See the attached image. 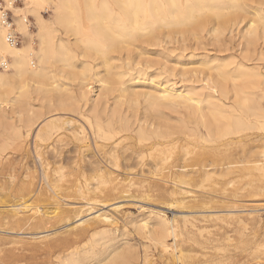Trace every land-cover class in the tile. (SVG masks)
<instances>
[{
	"label": "rangeland",
	"instance_id": "rangeland-1",
	"mask_svg": "<svg viewBox=\"0 0 264 264\" xmlns=\"http://www.w3.org/2000/svg\"><path fill=\"white\" fill-rule=\"evenodd\" d=\"M19 6H24L23 0L19 4ZM45 8L41 10V15L44 19L50 20L53 16V13L50 9H47L48 7L46 9ZM248 11L249 14L246 15L244 19L242 18L243 20L241 22L239 21L240 23L237 21L239 24L237 22H234L232 23L233 27L230 24L231 26L228 27L229 29L227 28V30L224 32V34L221 35V37L216 35L215 33H212L216 35V39L218 38L217 43L216 39H214V36L210 32V34L208 32L201 34L200 39H202L200 41L199 39L194 38L191 33H187L190 36L184 33V36H187L189 38H185L184 36H182L183 34L178 33L175 35L177 37L174 36L172 39H167L165 44L162 43L163 45H160L162 47L159 46V48H150L149 46L144 45L143 47L145 50L143 51H145L146 53L145 55H143V57L139 56L141 58H135L137 56V52L139 55L140 49H134V59H137V62L139 61L143 66H150L152 69L150 68L147 70V75L144 76V79L139 82V84H128V87L130 88V91L133 95L129 97L130 99H127L131 100L129 102L132 104H128V100L126 99V104L124 103L123 108L128 111V114L131 117L134 118L135 116H138V118H142L144 116L143 113L145 111V108L148 105V92H159L161 89L160 86H165L168 81L170 84H167L176 86V90L178 93L184 92L187 90L188 86H191V84L189 83L191 78V81L205 79L209 77L210 74L215 73L212 72L213 70H211L210 72L209 69H213V66L221 64L223 62L231 63V61H235L236 63H242L249 68H252L253 65H259L257 67H260L264 71V60H255V62H250L247 59H244V54H241V52H239L240 50H242V47L244 45V39L241 36H243L244 33L246 34V32L250 30L248 28L250 27L251 19H254V10L248 9ZM14 14L17 17L22 15L30 17L31 25L33 27L32 31L30 32L33 42L32 47L34 48V50H38V29L35 18L30 14L28 15V13L17 14L14 11ZM261 16L264 17V6L262 7ZM256 19L258 20V16H256ZM19 20L20 18L17 19V22ZM261 25L262 23L257 24V26L259 27L257 28L259 29L261 36V40L257 45V49L258 51L260 50L259 52H264V34L262 35L261 33L264 31V26ZM187 39H191L192 41L189 40L188 42H185L187 41ZM28 40L29 39L24 36L23 43H28ZM195 41L198 42L195 43L197 44L198 50L196 49V46L193 45ZM182 48L184 49V51ZM194 49H196L197 51ZM171 51L173 52V54ZM148 55L153 58H150L151 61L148 59ZM146 56H148V58H146ZM156 58H158L159 61ZM155 62H157V64H154ZM77 63V69L75 70V72H77V75L79 73L80 77H82V74L84 73L83 60L79 59ZM147 63H150L151 65H148ZM166 66H169L168 69H166ZM233 66L234 65L230 66V68ZM157 68L160 69L157 70ZM169 68L172 69L170 70ZM159 71L163 72V77L162 75L160 77L157 76V72ZM133 73L131 75H133L134 78L137 77V75L135 73L134 75ZM168 73L173 74L168 75ZM153 77H155V79ZM72 81L73 79H68L67 75L66 80H64L63 82L74 86L78 82L75 80L73 81V83H76L72 84ZM157 81H159V83ZM93 84L94 83L91 84L92 86L90 85L91 98H95L99 91V86ZM260 87H262L264 91V84H261ZM33 89L34 85H31V88L29 90L33 91ZM132 89L134 91H132ZM258 93L261 94L262 92L259 90ZM139 97L143 99H141V102L139 100ZM32 98L31 100H33V103L32 101H30V103L38 106L39 103L37 104L34 95H32ZM138 100L141 103L140 105V103L138 102L141 106L140 108L139 105H137ZM261 103L264 105V99H262ZM131 106H134V108H132ZM135 107H138V111ZM3 108L5 111L4 113L6 114L5 116H2L0 120V264H66V261L72 254L77 255L80 258L81 264H99V262L100 264H111L113 260H122L123 258H125L128 263L131 262L130 264H264L263 174L261 175V172L256 171L255 174L253 173V169V172L251 171L252 173L249 172L250 170L248 171V169L247 172H245L246 170L243 169V165L245 166L247 162L244 164L242 163L243 165H241L240 163L238 164L239 166L233 165L231 169H228V171L233 169V172H228V174L230 173L229 175L226 174L227 169L216 167L215 165H211L210 167H208L207 172L203 169L199 170V167L196 168L197 165H199L201 162H206L210 165L212 161L216 159V157L221 161H227L229 160V158L241 160L242 158H239L242 157L241 155H246V157H248L246 158V161H248V163L251 162L249 165L246 164L247 166L251 165L250 167H253L257 163V165H262L264 163V129L256 127V129H249L251 131H243L237 136L238 140L235 138L236 136H228L224 139H216V142H209L206 138L207 133L205 129L200 126L199 120L194 119L191 121L189 117L190 113L179 107L175 110L170 109L171 112L167 111L168 109L165 110V116L170 115L168 117L174 120L173 121L171 119L172 123L175 122L176 124L178 121L176 125H178L180 129L187 126L189 128H192L191 130L195 131V136L187 141H179V144H176V146L171 148L168 153L167 151H165L161 154L159 153V155L157 154L156 157L155 155H148L150 153L149 149H147L148 147L146 146L149 143L145 142L144 139L141 140L136 134L132 135V138L134 137V139H131L129 136V138L126 140L124 139L121 141L120 139L118 141H121V144H118L119 147L115 152L116 156L113 154V152H109L112 151V147L115 146L113 142L99 141L100 143L98 142V148H95L94 142L91 140H88L83 144L72 143L73 140L70 137H64V144H62L63 146L58 145V147L60 150H64V157L66 159L63 162V166L67 170L65 172H68L67 174L65 172L64 173L66 174V176H70H68V178L64 177L63 181L59 182H63V184L61 183L63 187L61 186V184L59 185V183H57V187L61 186L60 188H51L49 186V182L52 183L56 179H58L56 178L58 174L55 173V169L61 165L56 164V167L54 168V159H52L54 157L53 153L51 152L52 146L50 147L49 143H42V153L45 154L43 157L47 159L48 162H51V170L48 171V174L46 176L41 169L42 167L40 165V162L37 160V158H35V141L33 135H27V128L24 122L20 121V117L18 115L14 114L13 112H9L10 110L12 111V106H4ZM173 111H180L181 114L180 112L179 114L177 113L179 115L178 117V115L174 114L176 112ZM185 113L188 116L187 118ZM183 115L185 116L183 117ZM148 118L150 120H153L151 119V116H149ZM188 118L190 121L188 120ZM163 121L164 118H162L161 123H164ZM16 132H22V138H25L21 140L16 139ZM240 135H242L241 137L244 139H242ZM201 136L203 137L202 139L199 138ZM229 137L232 138L230 139ZM215 138H217V136ZM232 139L234 140V143L227 142ZM138 140H140L141 142ZM80 144L83 149L80 147ZM221 144L223 146L226 144L227 145L223 148ZM177 145L179 146L177 147ZM243 145H245V148H242L244 147ZM48 147H50L51 149ZM73 147L77 150L73 149ZM2 148L5 150H2ZM174 148H176V150ZM69 149H72L74 152L76 150L74 155L72 150L70 152L68 151ZM227 149H232V153ZM243 150L246 151L245 154L243 153ZM174 151L176 152V154L174 153ZM236 151L238 154H235ZM94 152H96V154ZM229 152L232 155L229 154ZM173 153L176 155V157L175 155H173ZM247 153H250V155H252L250 156ZM109 154L110 158L108 157ZM111 154H113V156ZM168 154L169 156H167ZM227 154H229V158H227ZM85 155L86 157H88V160L90 159L91 162L88 161L87 158H85ZM129 156L130 158H128ZM141 156H143V158ZM173 156L175 157V159ZM112 157L116 159V162L113 161ZM167 157H169L171 160ZM171 157H173V160ZM250 157L252 159H250ZM145 158L147 160H145ZM163 158L168 159L169 161H166V166L164 165V162L162 163L161 161V159ZM141 159H143V161ZM98 162H100L102 166ZM75 163H78L85 169L88 168V171L89 168H94L95 165H97V167H103V171H113L114 169L113 172L115 175L112 177L115 179V183L118 189L104 192L102 195L100 192L96 191V194L90 193L86 196H82L81 192H79L78 189L75 190V187H72L74 190L73 191L72 188L68 186L70 184V181L73 180L74 182L77 179H80L78 178V175H76V173H74L72 177L70 174V170L73 168V166H75ZM144 164L146 165V167L144 166ZM156 164L159 165V170L157 169V167L156 169H154V166ZM124 165H126L125 168ZM134 165L137 167L139 166V168L135 167ZM116 166L119 167L117 168ZM182 166H186V168L183 169ZM213 168H217V170ZM52 169H54V173ZM129 169L134 170L131 171V173ZM181 172L184 174L185 180L188 181V186H178V182L180 179L179 177H181L180 175L182 174ZM185 173L187 174L186 177ZM207 173L209 176H207ZM13 175L17 176L18 178H16L17 180L14 183L11 182L12 180H10L12 179ZM100 175L102 174H92V171L87 172V179H89L90 184L89 188H95L94 184L98 183L97 179L100 178ZM44 177H47L49 182L47 181V178ZM91 177L94 178L92 179ZM145 180L147 181V183ZM31 182L34 183V187L36 186V188H38L36 193H38L40 196L34 193L29 196L30 198H22L21 194L19 193V189L22 187V185ZM175 182L177 184H175ZM176 186L181 188L183 191L186 189L187 192H183L182 195H178L176 197L178 199V203L175 204V206H171V204H173L171 201H173L172 198L174 197L172 195V192L176 190ZM43 187L46 188V190H44ZM106 187L107 186L103 187V185H101L100 190H104ZM119 188L121 191L119 190ZM48 189L50 190V192ZM82 190L86 192L85 188H83ZM43 191L45 193L46 191L48 192L46 193L47 196ZM67 192H69V194ZM121 193L125 195H122ZM118 194L120 197L118 196ZM93 196L97 197L98 199ZM144 196L145 198H143ZM40 197H42L43 199H41ZM59 197L60 199H58ZM100 197H103L104 199ZM40 199L42 203H40ZM50 200L52 201L50 202ZM27 202L28 204L31 202L30 204L32 206H35L36 208L39 206L38 209H36V211L34 212L26 208H24L23 210V206L18 207L19 205H23ZM61 207L64 211L58 210V208L61 209ZM55 208L57 210H55ZM52 212H56V214ZM58 214H62V216ZM100 214H108L109 216H111L112 223L98 225L96 223L94 224L92 220L95 219L94 217ZM16 215L18 216L15 217ZM55 215L56 217L59 216L60 218L54 217ZM26 216H28V219H26ZM127 216L128 218H126ZM183 216H186L187 218ZM43 217L45 218L41 219ZM52 218H54V220ZM88 219L91 222H88ZM163 219L169 220L170 226L176 228V232L178 235L176 242L174 239H172V237L169 238L170 240L168 239L170 241L169 244L171 245L170 252L168 253L169 255L162 250L160 245L156 242L157 238H155L156 236H159L160 232L162 231ZM38 221L39 223H37ZM45 221L47 222V224L45 223ZM10 222H13L14 224H11ZM144 222H146L147 226H144ZM41 223L44 225H41ZM136 224H139L138 226L140 228ZM163 252L164 255L162 256ZM171 252L174 255L171 254ZM144 260H146V262Z\"/></svg>",
	"mask_w": 264,
	"mask_h": 264
},
{
	"label": "bare ground",
	"instance_id": "bare-ground-1",
	"mask_svg": "<svg viewBox=\"0 0 264 264\" xmlns=\"http://www.w3.org/2000/svg\"><path fill=\"white\" fill-rule=\"evenodd\" d=\"M23 1H24V6L18 5L14 8V11L17 14H22V13L27 14L28 13V15L30 14L35 18L37 29H38L37 37L39 40V47H38V50H34V48L32 47V43H33L32 35L29 32L27 26L21 20L17 22V30L20 31L29 40H28V43L26 44L23 43L24 45L22 44V46H20L19 48H11L7 45L6 40H5V32L0 26V53L4 56L9 57L11 61L10 71H0V106H1L0 113L1 112L3 113V114L2 113L0 114V120H1V117L5 116L6 114L4 113L5 111L3 107L12 106V111L10 110L9 112H13L14 114L18 115L20 117V121L24 122L27 128V133H28L27 135L29 136L33 135L34 137L35 158H37V160L40 162V165L42 167L41 169L46 176L48 174V171L51 170L50 168L51 162H48V160L43 157L45 154L42 153V143H49L50 147L52 146L51 147L52 149L50 147L48 148H50L51 152L53 153L54 158L52 159H54L53 161V163L55 164L54 168L56 167V164H61V165L55 169L56 171L55 173L58 174L59 177L57 176L56 178L58 179H56L54 182L50 183L48 181V178L44 177V178H47V181L49 182V186L51 188L57 187L58 186L57 183H59L60 181H63L64 177L68 178V176H70V175L66 176L68 172H65L67 170L63 166V162L66 159L64 157V150L61 149L62 150L61 151L58 147V145L64 144V139H63L64 137H70L73 140L72 143H82L83 144V143H86L88 140L89 141L91 140L94 142L95 148H98V144L100 143L99 141L113 142L115 146L112 147V151H109V152L110 153L113 152V154L115 155L116 154L115 152L119 147L118 144H121L120 142L122 140L128 139L129 136L131 139H134V137L132 138V135L136 134L139 136L141 140L144 139L145 142L149 143L146 146L148 147L147 149H149V153H150L148 155L149 156L155 155L156 157V155L157 154L159 155V153L161 154L165 151H167L168 153V151H170L171 148L176 146V144H179V141L181 140L187 141L193 136H195V131H192L191 130L192 128H189L187 126L185 128L180 129V127L176 125L178 121L176 124L175 122L172 123L171 121L173 119L168 117L170 115L165 116V110L168 109L167 111L171 112L170 109L175 110V109H178L179 107L183 108V110L190 113L189 117L191 121L194 119L199 120L200 126L203 127L207 133L206 138L209 142L210 141L216 142V139H219V138L224 139L228 136H236L235 138L237 139L238 138L237 136L243 131L244 132L246 130L251 131L249 129H252V128L256 129V127L264 129V105L262 104L263 102L261 103L262 99H264V91H263V88L260 87L261 84H264V81H263L264 71L260 67H257L259 65L257 66L253 65L252 68H249L246 65L242 63H236L235 61H231V63L223 62L221 64L213 66V69H209V70L210 72L211 70H213L212 72H215V73L210 74L209 77L205 78L206 80L199 79V80L191 81L192 80L191 78L189 82L191 86H188L187 90L184 92L178 93L176 90V86L169 85L170 84L169 81L167 82L169 84L166 83L167 85L165 84V86H162V85L160 86L161 89L159 92L155 90H154L155 92H153L155 94L148 92V95H147L148 105L145 108V111L143 113L144 116L142 118H138V116H135L134 118L131 117L128 114V111L125 108H123L124 103L126 104V99L133 95L132 92L130 91V88L128 87V84H131V83L135 85L139 84V82H141L144 79V76L147 75V70L151 68L150 66L149 67L143 66L139 61L137 62V59H134V51H135L134 49H140L139 55L137 52L136 54L137 56L135 58H138L139 56L143 57V55H145L146 53L145 51H143L145 50L143 47L144 45L149 46L150 48L151 47L159 48V46L162 43L165 44L167 39H172L178 33L183 34L182 36H184V33L185 34L191 33V35H193L194 38L199 39V41L202 39V38L200 39L201 37L200 35L206 32L208 33L210 32L211 34L215 33L216 35L221 37V35L224 34V32L227 30L229 26L232 25L233 27L232 23L237 22V21L241 22L244 19V17H246V15L249 14L248 9L254 10L253 11L254 19L253 18L251 19V24H250V27L248 28L250 30L249 31L247 30L248 32H246V34L244 33V35L241 36L244 39V45L242 47V50L239 49L240 50L239 52H241V54H244V59H247L250 62L251 61L255 62V60H264V52L262 51L259 52L260 50L258 51L257 49V45L259 41L261 40L260 31L258 29L259 27L257 26V24L262 23V25L264 26V17L261 16L262 7L264 6V0H23ZM45 7L46 8L48 7L47 9H50L51 12L53 13V16L50 20L44 19L43 16L41 15V10ZM256 16H258V20L256 19ZM263 32H261L262 35L264 34ZM212 35L214 36V39H216L215 38L216 35L214 34ZM217 39H216V43H217ZM189 40L187 39V41L185 42H188ZM195 43H198V42L195 41L193 44L196 46V49L198 50L197 44ZM148 56H146V58H148ZM150 56L148 59L151 61L150 58L152 57ZM79 59L83 60L84 73L82 74V77H80L79 73L77 75L76 74L77 72H75V70L77 69L76 66L78 64L77 62L79 61ZM156 59L158 60V58ZM33 64H35V66ZM147 64L151 65L150 63H147ZM154 64H157V62H155ZM232 65L234 66L230 68V66ZM166 67H167L166 69H168L169 66H166ZM159 69L157 68V70ZM133 72L137 75V77L134 78L133 75H131ZM163 72L159 71L157 72L158 74L157 73L156 74L157 76L160 77L163 74ZM170 74H173V73H168V75ZM67 75H68V79H73V81L75 80L78 81L75 86L71 84H66L65 82H63L64 80H66ZM155 77L153 78L155 79ZM73 81H72V84H75L76 82L73 83ZM157 82L159 83V81ZM92 83H94L93 85L96 84L99 86V91H98L97 96H95V98L94 97L91 98L90 96L91 94L90 85ZM31 85L32 86L34 85L33 91L29 90L31 88ZM259 90L262 92L261 94L258 93ZM132 91L134 90L132 89ZM32 95L35 96L37 104L39 103L38 106H35L32 104L34 100L32 98ZM141 97H139L140 102H141V99L143 98ZM31 98L33 100H31ZM139 100L137 101V105H139L140 103ZM30 101H32V103H30ZM129 101L131 100H128L127 103L132 104ZM140 105H139V108L141 107ZM132 108H134V106ZM180 111H177V112L173 111V112H176L174 114L178 115ZM137 113H140V112H137ZM185 115H183V117ZM149 116H151V119L153 120H150L148 118ZM187 117L188 116L186 115V118ZM162 118H164V121H163L164 123H161ZM21 134L22 132H16L15 133L16 139H20V140L24 139L25 137L22 138L23 135ZM202 136L199 138L202 139L203 138ZM216 136L217 138H215ZM241 136L242 135H240V137ZM120 139L121 141L118 142ZM233 141L234 140L232 139L227 142L232 143ZM226 145L224 146L226 147ZM178 146L179 145H177V147ZM224 146L222 145L223 148ZM243 146L244 147L242 148H245V145ZM80 147H81V144H80ZM73 149H76V148L73 147ZM174 149L176 150V148ZM2 150H5V149L2 148ZM71 150L69 149L68 151L70 152ZM227 150L231 152L232 149L231 150L227 149ZM75 152L73 151V155ZM230 152L229 154L232 153ZM94 153L96 154V152ZM174 153L176 154L175 151ZM174 153L173 155H175ZM243 153L245 154L246 151H244ZM113 154L111 155L113 156ZM229 154H227V158L230 157L228 156ZM235 154H238L237 151ZM248 155H250V153ZM109 156L110 154L108 155V157ZM143 156L141 157L143 158ZM167 156H169V154ZM241 156L242 157H239V158H242L241 160L229 158V160L227 161H221L216 157V159L213 160L210 165L206 162H201V163L198 162L200 164L197 165L196 168L199 167V170L203 169L207 172L208 167H210L211 165H215L216 167L227 169L226 174H228V172L233 170L232 169L228 171V169H231L233 165L237 166L240 163L241 165H243L246 162H247L246 164L249 165L251 163V162L248 163V161H246V158H248L246 157V155H241ZM173 157H171L172 160H173ZM85 158H87L88 160V157H86V155H85ZM128 158H130V156ZM167 158L170 159L169 157ZM114 159L115 158H113V161L116 162V159L115 160ZM168 159L163 158L161 159V161L162 163L164 162V165H165ZM250 159L252 158L250 157ZM141 160L143 161V159ZM145 160L147 159L145 158ZM88 161H90V159ZM104 162H105V159H104ZM98 163L100 164V162ZM109 163H110V160H109ZM145 164L144 166L146 167L147 164L146 165ZM158 164H156L155 166L152 165L155 167L153 168L156 169L157 167L158 169L159 167ZM246 164L245 166L243 165V169L246 170L245 172H247V169L248 171L250 170L249 172H251L253 169L254 170V172L252 171L253 173H255V171L261 172L260 174L261 175L263 174L264 176V165H263L264 163L262 165H257L258 164L257 163L253 167H250L251 165L247 166ZM100 165L102 166V164ZM125 166L126 165H124V168ZM102 168L97 167V165H95L94 168H89V171H88V168L85 169L78 163H75V166H73V168L70 170L71 171L70 174L72 177V175L76 173V175H78V178L80 179H77L74 182L73 180H71L72 182L70 181V184L68 186H70V188L75 187V190L78 189V191L81 192L82 196L83 195L86 196L87 194H90V193L96 194L97 193L96 191L100 192L102 195L104 192L113 191V190L118 189L115 183V179L112 177L115 175L113 172L114 169L113 171H108V170L103 171L104 168L103 169ZM137 168H139V166ZM182 168L185 169L186 166H182ZM53 170L54 169H52V171ZM133 170H130V172ZM215 170H217V168ZM91 171H92V174H102L100 175V178L97 179L98 183L94 184L95 185L94 189L89 188L90 186L89 179H87V172H91ZM180 176L181 177H179L180 179L178 182L179 184L178 186L179 187L186 186V185L188 186L189 183H187L188 181L185 180L184 174L182 173ZM186 176L187 174L185 175V177ZM207 176H209L208 173H207ZM16 178L17 176L13 175L12 179H10L12 180L11 182L13 183L16 182V180L18 179ZM61 183L63 184V182ZM61 183H59V185ZM175 184L177 183L175 182ZM101 185H103V187L104 186H107V187L110 186V187L108 188L106 187L104 190H100ZM60 187H57V188H60ZM179 187H177L176 190L172 192V195L174 197L172 198L173 201H171L173 204H171L170 202L171 206L172 205L175 206V204L178 203V199L176 198L178 195H182L183 192H187L186 189L183 191ZM83 188L86 189V192L82 190ZM43 189L46 190V188L44 187ZM37 190L38 188H36V186L34 187V183L31 182V183L22 185V187L19 189V193L21 194L22 198H25V197H29L31 194L36 193ZM46 193L48 192L46 191ZM67 193L69 194V192ZM36 194L39 195L38 193ZM122 195H125V194H122ZM40 198L43 199L42 197ZM100 198H103V197H100ZM143 198H145V196ZM58 199H60V197ZM43 201H46V200H43ZM51 201L52 200H50V202ZM30 203L28 204L27 202L23 205H19L18 207L23 206V210L24 208H26V209H29L35 212L39 206L36 208L35 206H32ZM40 203H42V201ZM55 210L57 209L55 208ZM58 210L60 211L63 209L61 207V209L58 208ZM52 213L56 214V212H52ZM58 215L62 216V214H58ZM17 216L18 215H16L15 217ZM26 217H27L26 219H28V216ZM54 217H56V215ZM183 217H186V216H183ZM44 218L45 217L41 219H44ZM94 218L95 219H93L92 221L94 224L96 223L97 225L112 223V217L109 216L108 214H100ZM126 218H128V216ZM26 219H23V220H26ZM52 219L54 220V218ZM88 222H91V221L89 220ZM10 223L12 224L13 222H10ZM37 223H39V221ZM45 223L47 224L46 221ZM41 225H44V224L41 223ZM144 226H147L146 222H144ZM162 227L163 228L159 236H156L155 238H157L156 242L160 245L162 250L168 254L170 252V247H171V245L169 244L170 242L169 238L172 237V239H174L176 242L178 235L176 232V228L173 226L172 227L170 226L169 220L163 219ZM88 228H89V225H88ZM164 252L162 253V256L164 255ZM172 252L171 254H173ZM124 260L126 259L123 258L122 260H115V261L113 260L111 264H130L131 263V262L128 263L127 260L126 261ZM144 261L146 262V260ZM66 262H67L66 264H81L80 258L74 254L70 255V257L68 258Z\"/></svg>",
	"mask_w": 264,
	"mask_h": 264
},
{
	"label": "built area",
	"instance_id": "built-area-1",
	"mask_svg": "<svg viewBox=\"0 0 264 264\" xmlns=\"http://www.w3.org/2000/svg\"><path fill=\"white\" fill-rule=\"evenodd\" d=\"M22 0H1L0 1V26L5 32V40L9 47L19 48L24 41V35L17 30V19L27 26L29 32L32 31L31 20L29 16L22 15L17 17L14 14V8L18 6ZM35 66V64H33ZM32 66V67H34ZM0 70L10 71V58L0 53Z\"/></svg>",
	"mask_w": 264,
	"mask_h": 264
}]
</instances>
